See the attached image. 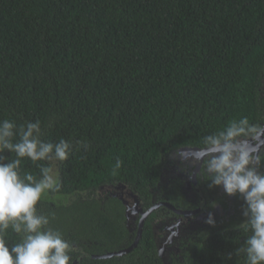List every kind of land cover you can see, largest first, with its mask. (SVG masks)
Returning <instances> with one entry per match:
<instances>
[{
    "label": "trees",
    "instance_id": "16d2710c",
    "mask_svg": "<svg viewBox=\"0 0 264 264\" xmlns=\"http://www.w3.org/2000/svg\"><path fill=\"white\" fill-rule=\"evenodd\" d=\"M245 116L264 121V0H0V120H39L42 140L73 145L51 193L72 200L37 208L74 264H163L150 227L129 252L92 256L135 243L124 202L101 186L125 184L149 205L168 155ZM48 163L23 158L18 171L39 179ZM218 234L173 264H243L246 234Z\"/></svg>",
    "mask_w": 264,
    "mask_h": 264
},
{
    "label": "clouds",
    "instance_id": "9594fccd",
    "mask_svg": "<svg viewBox=\"0 0 264 264\" xmlns=\"http://www.w3.org/2000/svg\"><path fill=\"white\" fill-rule=\"evenodd\" d=\"M41 136L39 120L19 128L9 119L0 120V264H74V245L49 227V215L37 208L42 197L60 191L50 162L67 161L73 145L63 138L45 142ZM77 146L85 152L89 147L84 141ZM5 150L16 158L7 161ZM180 155L199 165L198 175L206 178L209 188L220 186L227 195L243 200L244 220L236 228L246 235L235 256L243 264H264V124L251 123L246 116L232 120L223 130L206 135L202 147ZM23 158L49 163L38 164L39 179L31 174L21 177ZM122 164L117 159L115 167ZM206 223L215 224L211 213ZM9 230L19 237L11 246L6 238Z\"/></svg>",
    "mask_w": 264,
    "mask_h": 264
},
{
    "label": "flooded vegetation",
    "instance_id": "af4514ba",
    "mask_svg": "<svg viewBox=\"0 0 264 264\" xmlns=\"http://www.w3.org/2000/svg\"><path fill=\"white\" fill-rule=\"evenodd\" d=\"M171 155H168L162 166L158 184L151 190L149 205L133 191L143 211L157 205L145 217L140 237L144 228H151L152 241L163 264L184 261L187 251L201 237L211 239L218 233L238 231L236 225L244 220L241 198L227 195L220 186L209 188L206 178L198 175L199 165L181 157L171 159ZM169 191L177 195L174 205L166 200ZM109 196L101 197L106 199ZM210 213L214 225L206 223ZM141 219L142 212L138 213L133 229H130L133 242L138 235Z\"/></svg>",
    "mask_w": 264,
    "mask_h": 264
},
{
    "label": "water",
    "instance_id": "95a60500",
    "mask_svg": "<svg viewBox=\"0 0 264 264\" xmlns=\"http://www.w3.org/2000/svg\"><path fill=\"white\" fill-rule=\"evenodd\" d=\"M198 147H182L176 151H174L172 153V155L174 153H182V152H189L193 149H196ZM118 187L120 190L123 191L124 189V194H118V193H114L112 192L111 195L112 196H117L119 197L120 199H122V201L124 202L125 206H126V216H127V226L129 229H131L130 225H129V221H130V213H131V209L133 208L134 209V212H142V219H141V223H140V227H139V230H138V235L135 239V243L133 245H131L130 247H127V248H124V249H121V250H117V251H114V252H110V253H106V254H101V255H92L94 257H111V256H119V255H122V254H125L126 252H129L130 250H132L139 238H140V235H141V230H142V224H143V221L145 219V217L147 216V214H149L151 212V210L157 206L155 205L153 208H150L146 211H143L141 205L139 204V199H138V196L133 192L132 189H130L127 185L125 184H122V183H118V184H111V185H103L101 186L100 190L102 189H106V188H113V187Z\"/></svg>",
    "mask_w": 264,
    "mask_h": 264
},
{
    "label": "rangeland",
    "instance_id": "374dc122",
    "mask_svg": "<svg viewBox=\"0 0 264 264\" xmlns=\"http://www.w3.org/2000/svg\"><path fill=\"white\" fill-rule=\"evenodd\" d=\"M181 155L180 153H174L173 155L170 156L171 159H175V158H180ZM180 160H178L179 162ZM51 166H52V169H53V177L54 179H58L59 180V161H51ZM112 192H116L118 194H124V189L123 191L120 190L117 186L116 187H113V188H106V189H102V190H99V195L100 196H104V195H111ZM45 197L47 198H51L53 197V199L57 202H70L72 200V197H69L68 195H53L51 193L47 194ZM138 213H140L139 211L138 212H134V209L132 208L131 209V215H130V221H129V225L131 227V229H133V226H134V222H135V218L137 217Z\"/></svg>",
    "mask_w": 264,
    "mask_h": 264
}]
</instances>
